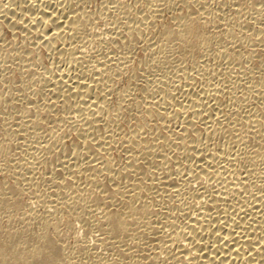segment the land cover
I'll list each match as a JSON object with an SVG mask.
<instances>
[{
    "label": "bare ground",
    "instance_id": "1",
    "mask_svg": "<svg viewBox=\"0 0 264 264\" xmlns=\"http://www.w3.org/2000/svg\"><path fill=\"white\" fill-rule=\"evenodd\" d=\"M0 264H264V0H0Z\"/></svg>",
    "mask_w": 264,
    "mask_h": 264
}]
</instances>
